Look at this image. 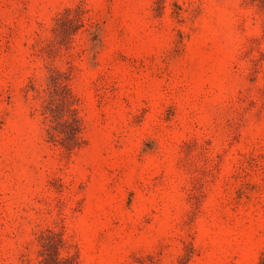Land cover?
<instances>
[{
	"label": "rangeland",
	"instance_id": "obj_1",
	"mask_svg": "<svg viewBox=\"0 0 264 264\" xmlns=\"http://www.w3.org/2000/svg\"><path fill=\"white\" fill-rule=\"evenodd\" d=\"M51 233L63 264H259L264 0H0V264Z\"/></svg>",
	"mask_w": 264,
	"mask_h": 264
},
{
	"label": "trees",
	"instance_id": "obj_2",
	"mask_svg": "<svg viewBox=\"0 0 264 264\" xmlns=\"http://www.w3.org/2000/svg\"><path fill=\"white\" fill-rule=\"evenodd\" d=\"M52 85H50L51 87V97L55 98V96H58L62 102V106L63 104L66 107H69V99L67 98L66 94H63V90H65V86L61 84V82H59V80H55L51 83ZM69 122L71 123L69 125L70 129L72 131H75V123H73L72 119L69 120ZM73 133V132H72ZM60 238L59 235H55L53 233L49 234V236L46 238L44 244H42L43 249H41V254L42 256H44L42 263L43 264H63L62 263V259L60 258V256L58 255V245L60 243ZM58 244V245H57ZM259 264H264V254L261 257V260L259 262Z\"/></svg>",
	"mask_w": 264,
	"mask_h": 264
}]
</instances>
